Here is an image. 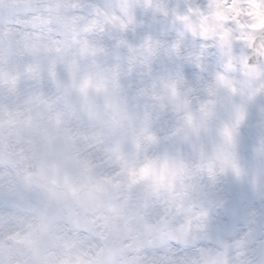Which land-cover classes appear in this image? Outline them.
I'll list each match as a JSON object with an SVG mask.
<instances>
[{"label": "clouds", "instance_id": "obj_1", "mask_svg": "<svg viewBox=\"0 0 264 264\" xmlns=\"http://www.w3.org/2000/svg\"><path fill=\"white\" fill-rule=\"evenodd\" d=\"M0 264H264V0H0Z\"/></svg>", "mask_w": 264, "mask_h": 264}]
</instances>
